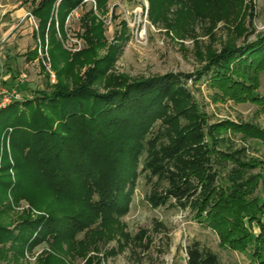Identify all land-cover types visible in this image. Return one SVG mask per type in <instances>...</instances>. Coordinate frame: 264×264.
Returning a JSON list of instances; mask_svg holds the SVG:
<instances>
[{"label":"rangeland","instance_id":"1","mask_svg":"<svg viewBox=\"0 0 264 264\" xmlns=\"http://www.w3.org/2000/svg\"><path fill=\"white\" fill-rule=\"evenodd\" d=\"M40 1L0 0V68L27 78L26 87L21 90L24 99L19 101L20 112L14 119L35 108L49 113L44 102L39 101L40 93L53 92L61 84L50 57L51 24L44 45L35 37L39 34V20L32 12ZM62 1H56L52 16L62 47L74 55L91 46L90 38L96 49L95 63L79 71L77 84H87L90 72L94 77L92 89L104 93L122 80L130 83L170 75L173 89L169 97H163L167 103L162 110L168 111V117L177 118L176 126L190 124L186 130L193 127L198 133L188 146L192 151L183 159L200 160L204 152L210 151L202 164L207 177L213 176L214 180L201 183L200 175L191 177L193 195L178 203L167 193L166 173L145 172L143 159L127 213L115 221L100 216L92 226L86 251L82 248L83 243L88 246L86 232L71 234L69 237L75 239L72 243L65 240L60 244L56 243V232L37 246H28L23 255L18 254V249L12 250L11 244L3 254L0 243V264H57L55 258H62L64 264H188V251L194 244H199L204 252L216 254L221 264H264V259L255 254L257 239L264 232L263 214L258 219L244 218L250 240L238 248L223 243L220 231L210 225V207L199 217L202 203L213 189L234 195L238 188H245L247 200H256L264 209L263 141L230 130H215L226 122L264 130V111L252 102H236L224 96L211 82L216 71L230 67L237 70V80L256 82L254 77L258 76L256 95H264V72L243 75L240 64L242 51L264 37V0H86L69 13L63 28L58 15ZM87 23L94 28L90 34ZM35 49L38 59L27 61L28 53ZM230 54H235L237 63L229 64ZM73 89L75 86L70 85L69 90ZM165 130L160 120L154 134H165ZM11 133L12 127L0 129V176L7 165L15 162ZM167 136L168 133L163 135L159 145L172 144ZM217 152L235 159L224 160ZM208 165L212 166L209 170ZM130 170H136V166L131 165ZM10 174L14 184L13 169ZM187 174L180 176L184 179ZM253 177H257V183L248 187L246 182ZM42 193L47 197L54 195L45 189ZM35 197H40L39 192ZM27 216L34 221L47 215L21 201L13 207V221L7 220L9 230L20 232ZM40 228L32 235V241ZM83 252L85 256H81ZM50 255L56 257L51 261Z\"/></svg>","mask_w":264,"mask_h":264},{"label":"trees","instance_id":"2","mask_svg":"<svg viewBox=\"0 0 264 264\" xmlns=\"http://www.w3.org/2000/svg\"><path fill=\"white\" fill-rule=\"evenodd\" d=\"M56 1L41 0L32 12L39 20V34L35 37H39L43 45L48 24H51L50 57L53 71L61 82L53 92L40 93L39 101L44 102L49 113L35 108L20 113L14 119L20 112V102L0 112V129L12 127V153L15 159L14 164L7 165L0 176V243L4 246L3 254L7 252V245L11 244L12 250L18 249V254L23 255L28 246H37L56 232L59 233L55 238L59 244L65 243V240L72 243L75 239L69 235L86 232L88 246L85 243L82 246L86 251L90 244V231L100 216L115 221L127 213L130 193L134 194L137 186V169L143 159L145 172L166 173L165 178L169 183L167 193L178 203L193 195L191 177L200 175L201 183L214 180L213 176L207 177L202 164L210 151L204 152L200 160L194 157L193 160L183 159L185 154L192 151V147L188 146L195 141L198 133L193 127L189 129L190 124L189 130H186L188 125L181 126L183 129L176 126L177 118L168 117V111L162 110L163 104L167 103L163 102V97H169L173 89L170 75L130 83L122 80L104 93L92 89L94 77L90 72L86 76L87 84H77L79 71L95 63L96 49L90 38L88 42L91 46L74 55L62 47L57 38L55 19L52 18ZM84 1H62L58 11L62 28L69 13ZM93 19L91 14V21ZM89 24L86 25L87 34L94 31ZM235 54H230L229 64L237 63ZM36 59L37 49L27 55V61ZM240 64L244 67L243 75L264 72V37L242 51ZM235 75H238L237 70L227 67L223 71H216L211 82L224 96L236 102H252L264 111V95H256L258 76L254 77L256 82L247 83L237 80ZM70 85L75 89L69 90ZM160 120L164 123L171 145L164 142L159 145L166 133L154 134L156 123ZM215 130L242 133L264 143V130L252 125L226 122L216 126ZM217 153L224 160L235 159L228 153ZM131 165H135L136 170H130ZM244 166L250 167L247 164ZM211 167L208 165V170ZM12 169L16 176L14 184L10 174ZM183 172H188L184 179L180 176ZM256 180L257 177H253L246 185L253 187ZM36 189L40 197H35L38 193ZM43 189L52 191L54 195L42 196ZM247 197L245 188H238L234 195L213 189L199 212L201 219L205 209L210 207L207 220L220 231L223 243L233 248L244 247L250 240L244 218L258 219L259 215H264V209L259 207L257 201H249ZM21 201L29 202L47 216L34 221L27 216L20 232H12L7 220L10 218L9 221H13V207ZM39 226L37 238L32 241V235L37 233ZM256 246V257L263 260L264 232L257 239ZM55 257L50 255V260ZM55 259L57 264H64L62 258ZM188 264L221 262L216 254L204 252L199 244H194L188 251Z\"/></svg>","mask_w":264,"mask_h":264},{"label":"built area","instance_id":"3","mask_svg":"<svg viewBox=\"0 0 264 264\" xmlns=\"http://www.w3.org/2000/svg\"><path fill=\"white\" fill-rule=\"evenodd\" d=\"M26 79L24 74L19 75L11 84L0 79V112L24 99L20 87L25 84Z\"/></svg>","mask_w":264,"mask_h":264},{"label":"crops","instance_id":"4","mask_svg":"<svg viewBox=\"0 0 264 264\" xmlns=\"http://www.w3.org/2000/svg\"><path fill=\"white\" fill-rule=\"evenodd\" d=\"M10 68V67H9ZM18 77V75L10 69V71H3V69L0 68V79L5 81L7 84H11L14 82V80ZM26 85H22L20 89H25Z\"/></svg>","mask_w":264,"mask_h":264}]
</instances>
